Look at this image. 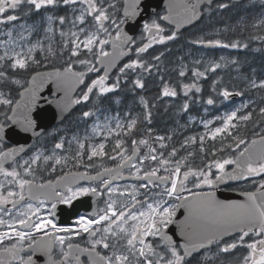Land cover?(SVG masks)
I'll return each instance as SVG.
<instances>
[{
    "label": "snow or ice",
    "instance_id": "obj_1",
    "mask_svg": "<svg viewBox=\"0 0 264 264\" xmlns=\"http://www.w3.org/2000/svg\"><path fill=\"white\" fill-rule=\"evenodd\" d=\"M202 2L169 0L165 15L154 12L152 18L141 23L138 18L144 17L142 0H0V25H10L3 32L6 39L0 40V48L3 49L0 53V142L12 126H19L25 132L38 128L33 112L42 100L47 104H56L61 111L73 104H91L88 110L81 113L87 120L106 111L102 108L104 101L122 90V85L130 83L132 87L129 91L132 92L144 89V75L159 69L157 64L146 61L142 54L154 44H164L177 38L174 30L165 34L163 22L168 21L179 28L182 23L197 19L202 15ZM207 2V11H211L212 0ZM230 6V3H219L217 8L228 9ZM60 9H70L71 13L58 15ZM9 11L15 14H8ZM34 16H41L39 24L29 26L23 23L17 29L14 22L26 21ZM131 21H136L143 29L140 37L129 34L122 27L129 25L134 32L136 25L130 24ZM65 24L71 26L68 32L64 31ZM252 27H264V17ZM40 30L45 35L31 42L30 38L39 35ZM57 32L61 42L54 44ZM143 33L150 38L147 43ZM193 43L205 42L198 40ZM207 44L247 47V44L239 42L222 44L220 40H209ZM37 52L42 54V59H37ZM129 54L135 58L123 63L112 76L117 60ZM161 55L163 53L152 57V60L158 62ZM65 56L61 68H54L51 72L34 69V66H42V60ZM195 63L200 64L201 61ZM221 66L213 61L204 71L195 68L192 71L193 82L182 85L185 96L193 90L200 93L202 89L196 81L206 78L207 72L214 73ZM77 67L82 70H76ZM186 70L184 66L179 76L184 77ZM24 72L30 73L31 78H23ZM48 82L63 95L58 99L44 100L41 89ZM216 83L213 81L214 92ZM248 86L254 90L264 89V79L257 80L253 75L248 80ZM73 93L76 94L74 98ZM243 94L224 88L218 97L226 101L233 95ZM162 95L175 97L177 91L164 83ZM115 103L119 104L120 100ZM140 103L144 109L143 120L150 124L151 107L154 105L142 96ZM205 103L213 105L216 100L209 96ZM252 104L253 101L245 102L218 117L219 126L210 128L212 121L203 122V134L185 139L181 149L186 150L199 143L201 167L191 164V158L196 154L194 151L177 158L180 150L173 147L165 155L164 149L168 148L165 141L171 140V136L155 137L159 142V151L149 144L148 139H132L129 155L122 137H131L140 122L139 117H131L130 114H127L124 123L118 116L114 118V127L111 121L103 126L99 123L93 125L94 134L106 129L105 140L114 136L113 155L106 152L105 143L89 144L86 148L87 136L67 141L69 149L64 154L57 151L65 148V140L61 138L50 154L37 150L19 163L16 156L23 151L22 145L19 149L0 151V177H3L0 180V227L5 228L0 231V245L6 239L15 240L7 247H0V264H40V254L47 256L44 264H85V259L87 264H192L197 257L196 264H216L221 254L230 253L238 246L248 249L242 264H264V128L259 133L254 132L257 139L250 141L245 132L249 123H253L254 127L264 124V107H259L257 111ZM188 109L186 100L182 111ZM254 113L258 119L254 120ZM147 131L151 135L152 129ZM206 139L219 140L220 146L213 145L208 152ZM73 143L77 146L76 150L69 154ZM140 146L147 148L142 156L137 155ZM226 151L235 155L217 156ZM209 155L211 159H207ZM106 156L119 163L114 168L101 166L102 170L94 176L87 171H65L55 181L35 182L39 171L54 173L58 166L63 169L70 163L75 167L92 169L96 167L92 163L94 158ZM7 161L12 162L11 166L5 167ZM146 162L150 165L147 169ZM230 165L234 167L228 171ZM125 170L139 183L123 186L115 183L123 178ZM83 179L99 183L95 186L81 185L79 181ZM249 179L255 190L245 192L244 201H221L216 199L215 191L193 190L203 186L214 189L226 181ZM189 183L192 188L187 187ZM88 196L103 199L104 207H93L90 214H75L71 223L58 221V205L72 206L78 198ZM82 206L87 205L82 202ZM179 209L185 210L183 219L177 214ZM170 226H175V231ZM177 231L183 238L182 242L174 239ZM85 236L86 246L74 242ZM246 238L250 242L245 243ZM25 242L31 255L21 254ZM54 251L58 258L53 257Z\"/></svg>",
    "mask_w": 264,
    "mask_h": 264
},
{
    "label": "flooded vegetation",
    "instance_id": "obj_2",
    "mask_svg": "<svg viewBox=\"0 0 264 264\" xmlns=\"http://www.w3.org/2000/svg\"><path fill=\"white\" fill-rule=\"evenodd\" d=\"M155 6H151V4H154ZM219 3H230V7L228 9H218L217 5ZM146 5L149 7L148 13H145V7ZM211 11H207L209 8V4L206 1H203L201 4V13L202 15L198 18V20L192 25V27L198 28L199 30L208 29V30H215V29H223L222 35H213V38L211 40H220L222 44H231L233 42H239L241 45L247 44V47H223L218 45H211L209 47V50L211 54L215 57L222 56V55H230L232 59L237 58V56L244 57V56H255L257 57L261 62L262 68H264V39H256L255 37H264V27L262 28H253L252 25L260 18L264 17V0H241V1H234V0H212L211 3ZM142 11L146 14L141 19V23L144 19H150L152 18V14L154 12L159 13L161 16L166 14L167 11V4L166 0H142ZM70 15L71 10H65L60 9L58 11V15ZM8 14H15L11 11L8 12ZM43 15V14H42ZM41 21V16H34L31 19L28 20H20L18 22H14L17 27H19L20 24L26 23L28 25H31L32 23L39 24ZM69 27H71L69 24H65ZM64 25V26H65ZM124 26V25H123ZM122 26V27H123ZM163 27L166 29L165 34H170L171 31H175V27L171 24H169L167 21H164L162 24ZM9 26L0 25V40L6 39V37L3 35V32L7 31V28ZM143 32V29L139 27V31H137L134 35L136 37H140ZM177 32V31H176ZM182 32H177V38H179L180 34ZM144 36V42L147 43L149 41V36L147 33H143ZM212 36V34H211ZM170 41H166L164 44H154L153 46H165ZM205 42V41H204ZM207 43V42H205ZM203 43L202 45L204 46ZM149 48L155 51L154 47ZM205 47V46H204ZM156 52H151L150 54L155 55ZM163 53V52H162ZM161 54V53H160ZM165 54V53H163ZM181 56V55H180ZM37 59H42V54L37 52L36 53ZM130 58H135L133 54H129V56L124 59L117 68L120 66H123V63L128 62ZM180 57H176L175 59V66L177 65V59ZM66 59V56H65ZM54 60L50 61H43L42 60V66L39 68H35V71H45L46 69H51L54 67L53 64ZM78 69V68H77ZM82 70V69H79ZM117 70V69H116ZM115 70V71H116ZM179 71L181 69H178ZM264 73V69H262ZM154 72V71H153ZM23 78L29 79L31 77V74L28 72L22 73ZM135 78V77H134ZM145 87L142 89V91L137 94L134 93L133 102L131 104V107H129V114L131 117H139L140 122L138 123L137 129L134 130L133 137L130 139L140 140V139H153L155 140V137L159 136L161 133L162 135H166V128L158 127L151 135L148 134V129L151 128V123L155 124H161L163 121L162 119L159 120L161 116H164V109L165 106L171 102L172 104L176 105V99L178 96L175 97H165L162 95V90L164 87V84H161L157 86L156 90H151L149 84L147 85V77L144 75L143 77ZM261 79H264L261 78ZM260 80V79H259ZM167 83V82H166ZM172 88V86L170 85ZM140 91V90H138ZM151 92H155L152 94ZM144 97L146 100L149 101L150 105H154V107H151V112L153 116V120H151V123L149 124L147 121L143 120V105L140 103V97ZM48 98H52V95H48ZM137 97V98H136ZM19 98L18 96L16 97ZM189 102V101H188ZM164 107H160L162 105ZM49 104L44 103L41 101L39 106L45 107ZM90 105V104H89ZM87 105V107L89 106ZM85 106V105H83ZM78 107V106H77ZM181 114H183L182 109ZM79 112V110L77 111ZM76 112V113H77ZM162 112V113H161ZM75 113V114H76ZM193 114H198L200 117L201 111L192 112ZM45 114V111L39 112L38 110H34L33 112V118L37 120V123L39 125L38 128L25 132L22 128L19 126H12V130L8 131L6 130V135L3 138V141L0 142V151H6L9 148L14 147L15 144H24L25 147L23 148V151H19L16 156L17 162H22L23 160L28 159L34 152L37 150H40L44 152L45 154H50L53 146L55 143L59 142L61 138L65 140V148L62 150H57L59 154H64L66 150L69 149V145L67 141L72 139V131H71V125L73 121V111H70L67 113L60 121L58 122H52L47 125L44 123L43 115ZM162 114V115H159ZM198 117V116H196ZM77 121H79L81 124L88 126L90 124L89 121L91 120H85L83 117L76 118ZM89 122V123H88ZM264 125V124H262ZM264 128V127H262ZM261 129V128H260ZM260 129L258 130V133L260 132ZM137 132V133H135ZM42 133V135H41ZM244 134V133H242ZM102 139V136L95 139H90V141H96L100 142ZM28 141V143H27ZM85 141H88L85 140ZM22 142V143H21ZM90 144H93V143ZM97 144V143H95ZM86 148L89 144L85 143ZM131 145V143H130ZM75 145H71V151L69 154L75 152L76 147ZM132 148V145H131ZM242 148V146H241ZM160 149H158L159 151ZM108 151V150H107ZM128 154L130 155L131 150L127 149ZM192 151V150H189ZM147 152V148L144 146H140V150L137 153L138 156L144 155ZM195 152V151H194ZM210 152V151H209ZM229 155H235L234 152L226 151ZM114 153H110L109 155H113ZM187 155V154H186ZM183 155V156H186ZM224 154L218 153L217 156H221ZM180 158V157H179ZM212 157L209 155L207 159H211ZM196 160V159H195ZM11 161H7L5 163V167L11 166ZM85 163H87V159L85 158ZM92 163L96 165L95 168L92 169H86L84 166L75 167L71 163L68 167L61 169L59 166L57 167L56 172H51L49 170L39 171L36 175L35 182L36 184L44 183L48 180L55 181L57 176L63 175V172L65 171H71V172H85L87 171L90 176H94L96 172L101 171L103 168H114L115 164L119 163V161H113L111 159H108L107 156L104 158H94ZM102 166V167H101ZM154 166V165H151ZM199 164L193 165V167H201ZM233 165L228 166V169H231ZM149 163L146 162L145 169L149 168ZM215 171V170H214ZM161 174H164L161 172ZM142 175V173H141ZM3 177H0V180H2ZM259 179V178H256ZM79 183L81 185H92L95 186L99 183V181H90L87 179L80 180ZM115 183L123 185H130L132 183H139L137 181L136 177H130L128 174V171L125 170L123 172V178L118 179L115 181ZM188 188H192V184L189 183L187 185ZM217 188L210 189L207 186H203L201 189H193L194 191H213ZM219 190L224 191H238V192H248V191H254L255 188L253 187L252 180H234V181H227L220 187H218ZM184 195H187V193H184ZM82 202L84 205L82 206ZM95 202V203H94ZM177 202V201H174ZM178 203V202H177ZM10 207V206H9ZM93 207H104L103 199L99 197H80L77 201L73 202L72 206L68 205H58V213H57V219L59 222L63 223H71L74 219L75 214H90L92 212ZM5 228L0 227V231H4ZM178 232V231H177ZM86 240L87 237L85 236L84 239L77 238L74 242L81 244V246H86ZM177 241H180L179 239H176ZM181 242V241H180ZM250 242L249 238L245 239V243ZM15 243V240H5L3 245H0V247H7L9 244ZM215 251V249H213ZM22 255H31V253L27 250V242H25V249L24 252L21 253ZM248 254V249L244 246H238L236 249L232 250L230 253L227 254H221L219 259L216 261V264H242L243 257ZM202 256L203 253H200ZM40 264H44V262L47 260V256H44L43 254H40ZM54 258H58L57 253L54 251L53 253ZM82 259H84L82 257ZM198 259V257L196 258ZM196 259H193L192 264H196ZM15 264V262H14ZM85 264H87V261L85 259Z\"/></svg>",
    "mask_w": 264,
    "mask_h": 264
},
{
    "label": "trees",
    "instance_id": "obj_3",
    "mask_svg": "<svg viewBox=\"0 0 264 264\" xmlns=\"http://www.w3.org/2000/svg\"><path fill=\"white\" fill-rule=\"evenodd\" d=\"M208 30V29H204ZM200 30L195 27H190L185 29L179 36V38H176L172 41H170L167 45L162 46L160 49H157L155 55L148 54L146 57H143L146 61H149L151 63L157 64L159 71L152 72L150 75H145L147 77L146 84L150 86L151 90H156L157 86L164 84L167 82V84L175 88L177 91V99H176V105L174 104H167L164 109V116H161L159 120L162 119L164 123L161 124H155L151 123L150 127L152 129V132H155L158 127L166 128L167 134L168 132L170 135H172V138L174 139V143L171 142L168 145V149L170 147H177L179 149V153H183L182 151H185V149H181V147L177 146V140L180 136H184L187 132L193 130L194 124L190 123L188 121V111L197 112L200 108L206 107L207 109L218 107L221 103V98L218 97L219 89L221 88H232V89H243L244 90V83L243 78L247 75L246 71L249 72L248 78L253 77V75L256 77H261L264 73L262 72L264 68H262L261 64L262 62L255 56H244L240 57L237 56V58L232 59L230 55H226V58H220V62L223 68H219L218 72L217 70L213 73L211 71L206 73V78H201L200 80L196 81L198 85L201 87L202 91L200 93H195V91H191L188 93V96L186 97L184 94V90L182 89L183 84H190L193 82L194 78L192 76V71L195 68H199L200 71L205 70V65L196 64L195 60L190 59L187 60V64L185 65L187 67L186 74L184 77L179 76V70L177 67H175V59L176 57H180V55L186 54L188 51L191 52L193 48V41L195 40L194 35L197 34ZM165 53L161 55L160 60L153 61L152 57L160 55V53ZM64 57H58L53 61L54 66H63L64 65ZM232 61H236L235 64L232 63ZM225 64V65H223ZM246 70V71H245ZM230 71V72H229ZM161 77L163 80H161ZM213 81H216V91L213 92L211 90V87L213 86ZM239 81V82H238ZM131 84L128 85H122V90H118V92L115 95H110V98L108 100H105L102 107H105L110 104V100L112 101V108L110 110L119 111L122 114L129 111V107H131V104L133 102L134 93L139 94L142 90L135 92L129 91L131 88ZM242 91V90H241ZM245 91V90H244ZM253 93H251L250 98L252 97L253 104L252 107L256 108L258 111L259 107H264V95L262 97L260 91L258 90H252ZM154 94L155 92H151ZM211 96L214 100H216L215 105H207L205 102L206 100ZM120 98V103H115L117 98ZM137 98V97H136ZM189 103V110L183 111V114H181V107H183V104L185 101ZM195 101V103H193ZM111 106V105H110ZM164 107L163 104L159 106ZM91 107V104L89 107H84L83 105H79L74 111L73 115H79L82 111L88 110V108ZM79 110V112H77ZM77 112V113H76ZM76 113V114H75ZM162 115V114H159ZM258 119L256 114L254 113V120ZM153 120V116H152ZM180 123V124H179ZM157 125V126H156ZM261 125H258L256 127L253 126V123H249L247 126L246 134L247 138H250L252 136V133L258 129ZM264 126V125H263ZM171 130H174L173 132ZM137 133V132H135ZM215 145L216 147L220 146L219 140L212 141L210 139L205 140V148L209 152L211 151L212 146ZM186 150H196L198 151L193 158H191V164L192 166L196 163L201 165V153L199 152V143L197 145H193L188 147ZM187 151V152H188ZM196 159V160H195Z\"/></svg>",
    "mask_w": 264,
    "mask_h": 264
},
{
    "label": "rangeland",
    "instance_id": "obj_4",
    "mask_svg": "<svg viewBox=\"0 0 264 264\" xmlns=\"http://www.w3.org/2000/svg\"><path fill=\"white\" fill-rule=\"evenodd\" d=\"M33 24V23H32ZM31 24V25H32ZM28 25V24H27ZM29 25V26H31ZM64 27V31L68 32L70 27L65 25ZM17 29L19 30V27H17ZM74 30V29H73ZM223 29H215V30H200L197 34L194 35L195 40L194 41H198V40H203L205 42L211 40V38H213V35H222L223 34ZM212 34V36H211ZM45 34L42 30L39 31V35H33L30 40L31 42H35L37 39L43 37ZM61 42V37L59 36V33L57 32L55 37L53 38V43L54 44H59ZM25 44H27V41L24 42ZM193 43V42H192ZM193 48L191 50V52L189 53V51L180 56V58L177 59V65L175 67H177V69H182L184 68V66L187 64V60L193 59L195 61H201L202 65L208 66L209 62H219V57L215 58V56H213L210 52V50L208 48H205L201 43H193ZM154 47V46H153ZM156 47V46H155ZM154 47V48H155ZM161 47H158V49H160ZM150 50V49H148ZM3 49L0 48V53H2ZM224 56V55H222ZM225 65V64H223ZM121 67V66H120ZM220 68H223L222 66ZM118 71L117 70L112 74V76L115 75V73ZM218 72V70H217ZM255 79L259 80L256 76H254ZM253 77L249 78L248 77H244L243 78V83H244V89L246 90L244 91H240L243 92L244 94L242 95V97L235 102H232L229 106H224V107H228V108H223V109H217V108H212L211 110H209L210 113H207V108L203 109V115H201L200 117H196L197 115L190 113L189 115V119L192 122H195L196 126H199V128L194 129L193 130L187 132L184 136H180L177 140V146L181 147L182 144H184V141L186 138L188 137H192V136H199L201 134H203L205 132V128L203 126V122L205 121H212V123L209 125L210 128L219 126L220 121L217 119L218 117H222L223 115H225L227 112H230L231 110H233L234 108L242 105L245 102L251 101L250 95H251V91L248 86V80H251ZM134 79V77H133ZM239 82V81H238ZM223 88L219 89V92L222 91ZM117 99H120L119 97ZM116 99V100H117ZM111 105V106H110ZM103 109H106V111H101L99 113H97V117H93V118H89L87 120H91L89 121L90 124L88 126L81 124L79 121L76 120V118L80 117L82 118L81 113L79 115H74L73 117V121H72V125H71V131H72V138L73 137H79L81 139H83L84 137H88V141H85V143L90 144L92 141H90V139H95L102 136L101 141L96 142L93 141L92 143L95 144H99V143H105L106 145V152H108V154H110L112 151V147L115 143V138L114 136H109L107 138V140H105V134H106V129L104 130V132L100 133V134H94L92 129H93V125L94 123H99L100 125H105L108 122H112V126L114 127L115 124V120L114 118H116L118 116L119 120L121 121V123H124L126 121L127 117V112H125L123 115H121V113L119 111H112L110 110V108H112V101L110 100V104L102 107ZM85 111V110H84ZM88 122V123H89ZM174 130H172L173 132ZM152 134V132H151ZM159 136H165V137H169L171 136V140H167L165 141V143H167L169 145V143L171 142L172 144L174 143V139L172 138V135H162L161 133L159 134ZM133 137V135L131 137H122L123 139H125V145L126 148L131 150V138ZM149 144L153 147H156L157 149H159V142L153 139L148 140ZM73 145H75L74 147H77L75 143H73ZM173 147H170V149H164L165 155H167V153L169 151H171ZM177 148V147H175ZM108 150V151H107ZM181 152V151H180ZM183 153H178V157H183V154L185 153V151H182ZM187 153V152H186ZM224 156H228V153H223ZM143 155V154H142ZM141 155V156H142Z\"/></svg>",
    "mask_w": 264,
    "mask_h": 264
},
{
    "label": "water",
    "instance_id": "obj_5",
    "mask_svg": "<svg viewBox=\"0 0 264 264\" xmlns=\"http://www.w3.org/2000/svg\"><path fill=\"white\" fill-rule=\"evenodd\" d=\"M203 1L207 2V0H203ZM234 1H241V0H234ZM168 3H169V0H166L167 6H168ZM151 6H155V3L151 4ZM149 10H150L149 7L146 5L145 10H143V11H145V13H148ZM145 13H144V16L146 15ZM198 18L197 19H193L189 23H182L179 28H176L175 25H173L175 27V31H181V30L189 27L190 25L195 23L198 20ZM138 19L141 22L142 18H138ZM168 23L170 24V22H168ZM130 24H135L136 25V28H135L134 32L130 29L129 25H124L123 28H124L125 31H128L129 34L134 35L139 30L140 25L137 24L136 21H131ZM204 45L206 47H210L211 46V45H208L207 43H205ZM109 51H111V46L109 48ZM126 57L127 56H121L117 60L116 64L118 65L119 62H121ZM55 68H59V67H55ZM53 69L54 68L46 69L45 71H41V72H51ZM114 70H115V68L112 69V72ZM230 92H237V91H230ZM48 95H52V98H48L47 97ZM60 95H63V93L57 92V89H56L55 85L52 84L51 82L46 83L45 86L41 89V96H42V98L44 100H53L54 98L58 99ZM72 95H73V98H74L75 97V93H73ZM239 97H240L239 95H233L228 101H234V100L238 99ZM76 106L77 105L73 104V105L69 106L65 111H61L56 106V104L53 103V104H49V105H47L45 107L39 106V108L36 109V110H38L39 112L45 111V114L43 115V118H44L45 125H47V124L52 123V122L60 121L67 113H69L71 110H73ZM252 139H257V136L251 138L250 140H252ZM27 143H28V141H27ZM21 145L24 148L25 147L24 145H26V143L24 142V144H15L14 147H12V148L19 149ZM245 146L246 145H244L243 147H245ZM258 146L259 145H257V147ZM243 147L241 148V150L243 149ZM232 167H234V166H232ZM231 169H228V171H231ZM230 181H234V180H230ZM223 184H221V185H223ZM221 185H219L218 187H220ZM218 187H216L217 189L213 190V191H215L216 199H218V200H221V201H244L246 199V197L244 196L245 192L224 191V190H219ZM206 192H208V191H206ZM177 214L180 217V219H183L184 214H186V213H185L184 209H179ZM65 222L66 221H64L63 223H65ZM170 228H172L175 231V226H170ZM174 239H179L181 242L183 241V238L179 235V232H176V235H175Z\"/></svg>",
    "mask_w": 264,
    "mask_h": 264
},
{
    "label": "bare ground",
    "instance_id": "obj_6",
    "mask_svg": "<svg viewBox=\"0 0 264 264\" xmlns=\"http://www.w3.org/2000/svg\"><path fill=\"white\" fill-rule=\"evenodd\" d=\"M162 113V112H161ZM162 123H164V122H162Z\"/></svg>",
    "mask_w": 264,
    "mask_h": 264
}]
</instances>
